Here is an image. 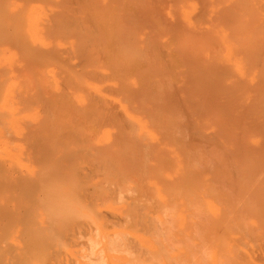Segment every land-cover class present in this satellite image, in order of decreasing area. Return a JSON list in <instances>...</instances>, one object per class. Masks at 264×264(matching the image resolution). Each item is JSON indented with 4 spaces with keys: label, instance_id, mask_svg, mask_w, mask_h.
Listing matches in <instances>:
<instances>
[{
    "label": "bare ground",
    "instance_id": "obj_1",
    "mask_svg": "<svg viewBox=\"0 0 264 264\" xmlns=\"http://www.w3.org/2000/svg\"><path fill=\"white\" fill-rule=\"evenodd\" d=\"M225 218L264 264V0H0V264H196Z\"/></svg>",
    "mask_w": 264,
    "mask_h": 264
},
{
    "label": "rangeland",
    "instance_id": "obj_2",
    "mask_svg": "<svg viewBox=\"0 0 264 264\" xmlns=\"http://www.w3.org/2000/svg\"><path fill=\"white\" fill-rule=\"evenodd\" d=\"M231 226L228 225L226 218L221 225L215 226L213 240L214 238L217 239L211 245L209 243L202 244L201 250L196 253V256L200 259L196 264H247L249 260L248 254L251 255L253 252L250 245L256 248L254 242H257L252 240L250 237L251 233L245 228L239 227L237 229L233 227L232 222ZM227 229L234 231L235 236L239 237V241L236 244L231 245L229 243ZM207 234L208 232L201 233L202 237H205ZM250 238L253 242L249 241L250 243L248 244L247 240H250Z\"/></svg>",
    "mask_w": 264,
    "mask_h": 264
}]
</instances>
